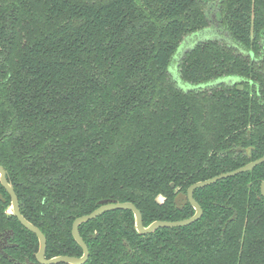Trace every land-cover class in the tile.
Instances as JSON below:
<instances>
[{
    "label": "trees",
    "instance_id": "16d2710c",
    "mask_svg": "<svg viewBox=\"0 0 264 264\" xmlns=\"http://www.w3.org/2000/svg\"><path fill=\"white\" fill-rule=\"evenodd\" d=\"M206 5L0 0V165L46 258L82 255L71 224L102 199L133 203L144 226L188 218L178 192L264 155V0H220L226 37L185 51L179 84L168 70ZM263 179L264 162L196 188L199 219L148 234L131 210L105 211L78 226L84 264H264ZM0 193V233L12 230L0 264H39Z\"/></svg>",
    "mask_w": 264,
    "mask_h": 264
},
{
    "label": "water",
    "instance_id": "95a60500",
    "mask_svg": "<svg viewBox=\"0 0 264 264\" xmlns=\"http://www.w3.org/2000/svg\"><path fill=\"white\" fill-rule=\"evenodd\" d=\"M237 89H242V85H238ZM241 147H237L235 151H241ZM247 155L250 154L251 147H248L245 149ZM264 162V155L251 160L247 162L246 164L233 169L231 171L223 172L218 175H215L211 178L205 179V180H200L197 182L192 183L191 185L188 186L186 189L185 193L178 192L173 199V202L177 208H181L184 206L186 203H189L193 209L194 213L188 218L184 219H179V220H154L151 223H149L147 226L143 225L142 221V215L140 210L131 202L129 201H124V202H116L112 201L110 199H102L99 201V206L95 208L93 211H91L88 214L81 215L79 217H76L72 224H71V235L73 239L77 242V244L81 247L82 249V255L79 257L76 256H68V255H57L51 258H46L45 257V248H46V238L44 234L41 232V230L32 224L30 221H28L20 212L19 209V204H18V199L17 196L14 192L13 186L7 181L6 178V170L2 165H0V184L3 187V189L7 192L10 198V209L11 213L17 218V220L20 222V224L25 227L27 230L31 231L34 233L37 237L38 240V250L35 253V259L36 262L39 264H58V263H63V264H84L88 258V247L83 241L82 237L79 234L78 226L81 223L87 222L91 219L96 218L100 214H102L105 211L109 210H115V209H128L131 210L134 216V227L137 233L139 234H148L154 231L157 228L160 227H177V226H185L193 223L197 219H199L202 215V208L199 205V203L194 199L193 193L196 188H201L204 186L211 185L215 183L216 181L231 177L234 175H237L242 172L249 171L253 169L255 166L259 165L260 163ZM259 194L261 197L264 198V179L260 183L259 187ZM0 200L4 201V198L2 197V194L0 193ZM236 217V212L233 213L231 217L228 218V221L234 220ZM12 234V230L4 231L3 233H0V236L3 235V240L7 241V239L10 237ZM0 251L2 252V246H0ZM3 255L7 257V254L3 252ZM10 260H13L10 258ZM24 264H35V262H29L28 258H25Z\"/></svg>",
    "mask_w": 264,
    "mask_h": 264
},
{
    "label": "rangeland",
    "instance_id": "374dc122",
    "mask_svg": "<svg viewBox=\"0 0 264 264\" xmlns=\"http://www.w3.org/2000/svg\"><path fill=\"white\" fill-rule=\"evenodd\" d=\"M217 1L218 0H205V2L207 3L206 7H205V13H204V16L206 17L207 19V27L203 29V31H201V35L200 37H196V38H191L189 36L193 35V34H197V32L194 31V33H191V34H187L183 37L182 41L180 42L178 48H177V51H176V54L173 56V59H172V63L171 65L169 66L168 70L169 72L175 76L176 80H177V84H179L180 80L177 79V71H178V63L181 59V57L183 56L184 52L187 51L190 47H192L196 42L197 40H200V39H203L204 37H207L209 35H212L211 37H216L219 36L220 38H224L226 37V35H224V33L221 31V24H220V27H218V30L216 29V25H217V21H218V18L219 17V13H218V10H217V7H216V4H217ZM212 19V20H210ZM210 22V23H209ZM205 27V26H204ZM233 81H238V80H235V79H231V80H228V82H233ZM159 199L161 200V198L159 197ZM11 209L10 207L8 208V212H10ZM9 239V238H8ZM7 239V240H8ZM7 244V241H4L2 237H0V246H3V245H6Z\"/></svg>",
    "mask_w": 264,
    "mask_h": 264
},
{
    "label": "flooded vegetation",
    "instance_id": "af4514ba",
    "mask_svg": "<svg viewBox=\"0 0 264 264\" xmlns=\"http://www.w3.org/2000/svg\"><path fill=\"white\" fill-rule=\"evenodd\" d=\"M219 2H220V0H218V1H217V4H216L217 10H218V6H219ZM217 18H218V17H217ZM210 20H212V19H210ZM209 23H210V22H209ZM218 25H219V23H218V21H217V25H216V29H217V30H218V27H217ZM206 27H207V26H205V27H203L202 29L198 30V32L196 31L197 34H193V35H191V36H189V37H191V38H196V37H198V38H199L200 35H201V31H203V29L206 28ZM221 31H222V29H221ZM211 36H212V35H209V36L204 37V38H211ZM214 37H215V36H214ZM204 38H203V39H204ZM215 38H220V37L216 35ZM197 41H198V40H197ZM190 48H191V47H190ZM190 48H189V49H190ZM189 49H188V50H189ZM229 80H231V79H229ZM0 237L3 238V235L0 236Z\"/></svg>",
    "mask_w": 264,
    "mask_h": 264
}]
</instances>
